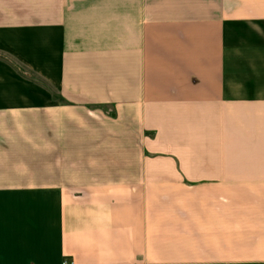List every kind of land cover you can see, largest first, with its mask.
<instances>
[{
  "label": "crops",
  "instance_id": "crops-1",
  "mask_svg": "<svg viewBox=\"0 0 264 264\" xmlns=\"http://www.w3.org/2000/svg\"><path fill=\"white\" fill-rule=\"evenodd\" d=\"M264 264V0H0V264Z\"/></svg>",
  "mask_w": 264,
  "mask_h": 264
},
{
  "label": "built area",
  "instance_id": "built-area-1",
  "mask_svg": "<svg viewBox=\"0 0 264 264\" xmlns=\"http://www.w3.org/2000/svg\"><path fill=\"white\" fill-rule=\"evenodd\" d=\"M63 264H73V263L71 261H69V260H66V261L63 262Z\"/></svg>",
  "mask_w": 264,
  "mask_h": 264
}]
</instances>
